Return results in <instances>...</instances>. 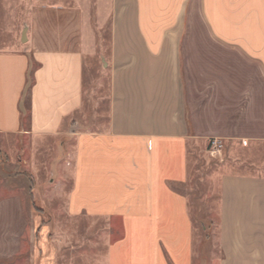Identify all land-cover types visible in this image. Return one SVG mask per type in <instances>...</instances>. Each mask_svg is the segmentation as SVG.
I'll return each instance as SVG.
<instances>
[{
  "label": "crops",
  "instance_id": "1",
  "mask_svg": "<svg viewBox=\"0 0 264 264\" xmlns=\"http://www.w3.org/2000/svg\"><path fill=\"white\" fill-rule=\"evenodd\" d=\"M29 14L18 44L0 47V150L64 139L74 166L64 215L100 220L106 245L82 251L73 233L42 227L23 253L28 216L7 197L0 264H264V0H74ZM105 26L107 125L80 130L85 61L103 48ZM213 137L224 142L209 218L218 255L200 262L185 187L198 168L192 152H208Z\"/></svg>",
  "mask_w": 264,
  "mask_h": 264
},
{
  "label": "rangeland",
  "instance_id": "2",
  "mask_svg": "<svg viewBox=\"0 0 264 264\" xmlns=\"http://www.w3.org/2000/svg\"><path fill=\"white\" fill-rule=\"evenodd\" d=\"M73 3L74 0H1L0 5L5 7L6 14L0 16V47L5 48L13 41L18 44L17 37L21 28L19 22L26 25L30 20L29 13L34 6L43 9L53 5L68 7ZM16 10L17 14H14ZM91 19L92 25L98 28L94 13ZM15 28L17 32L13 31ZM108 32V26L100 31L98 42L103 44V48L95 55L87 57L85 61L84 103L74 116V120L78 122L75 127L80 130H102L107 125L110 75L109 64L103 56L109 51ZM63 141L64 139L59 140L60 143L54 140H36L35 142L25 137L18 143L17 148L7 146L5 152L0 150L2 155L0 199L20 197L28 216V225L22 237L23 253H29L30 246L33 244L31 241L33 232L36 238L37 232H40L42 227L49 228L51 232L57 231L59 236H62L65 231L73 233L70 239L76 246L79 245L78 240L84 242L85 248L81 247L82 251L95 252L94 246L97 249L98 241H100L99 249L102 253L104 252L106 240L98 239V227L104 226L100 220L85 218L83 222L76 220L68 222L64 215L70 189L69 176L74 166L66 165L70 158L65 157ZM197 147L199 149L195 153L192 152V157L195 155L199 157L198 168L194 167L198 172L192 169L196 176L185 188L191 201L196 227V257L202 262L218 255V230L216 224L209 221V218L216 219L219 173L222 172L224 162L210 157L203 144ZM63 170H67L64 178L61 176ZM60 181L64 182L63 186L59 185ZM81 232H83L82 235L79 234ZM119 235L121 233L118 229L112 234L110 240ZM75 262L79 263L78 257L74 260ZM12 263L14 262H10ZM7 264H9L8 261Z\"/></svg>",
  "mask_w": 264,
  "mask_h": 264
},
{
  "label": "built area",
  "instance_id": "3",
  "mask_svg": "<svg viewBox=\"0 0 264 264\" xmlns=\"http://www.w3.org/2000/svg\"><path fill=\"white\" fill-rule=\"evenodd\" d=\"M247 144L246 141L243 142ZM224 149V142L221 138L213 137L209 141L208 153L212 158H220Z\"/></svg>",
  "mask_w": 264,
  "mask_h": 264
},
{
  "label": "trees",
  "instance_id": "4",
  "mask_svg": "<svg viewBox=\"0 0 264 264\" xmlns=\"http://www.w3.org/2000/svg\"><path fill=\"white\" fill-rule=\"evenodd\" d=\"M0 160H2V155H1V152H0Z\"/></svg>",
  "mask_w": 264,
  "mask_h": 264
}]
</instances>
